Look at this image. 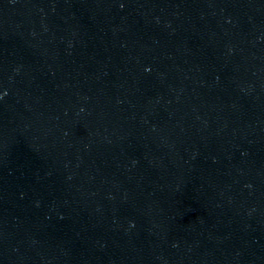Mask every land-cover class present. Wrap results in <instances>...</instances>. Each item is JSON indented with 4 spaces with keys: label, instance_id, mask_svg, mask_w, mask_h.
<instances>
[{
    "label": "water",
    "instance_id": "water-1",
    "mask_svg": "<svg viewBox=\"0 0 264 264\" xmlns=\"http://www.w3.org/2000/svg\"><path fill=\"white\" fill-rule=\"evenodd\" d=\"M0 264H264V0H0Z\"/></svg>",
    "mask_w": 264,
    "mask_h": 264
}]
</instances>
